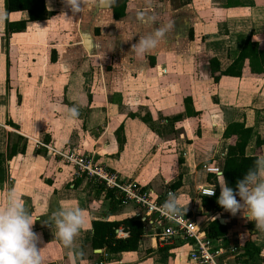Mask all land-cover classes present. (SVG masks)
Listing matches in <instances>:
<instances>
[{
    "label": "crops",
    "instance_id": "crops-1",
    "mask_svg": "<svg viewBox=\"0 0 264 264\" xmlns=\"http://www.w3.org/2000/svg\"><path fill=\"white\" fill-rule=\"evenodd\" d=\"M44 4L47 19L28 23L21 33L4 36V20L1 21L0 43L5 39L14 40L13 44L17 45L13 51L16 52L20 50L21 41L28 44L24 48L33 51H36V40L47 41L46 47L42 45L46 50L45 56L48 50H54L56 60L51 65L43 61L44 69L57 66L61 70L56 78L62 82L60 94L57 93L61 103L59 113L53 114L57 111L55 108L50 111L48 102L44 105L46 98L42 99L45 95L42 92L20 93L21 102L11 103L3 84L14 82L11 68L16 72V65L13 61L8 68V77H0V153L4 150L5 133H8V142L13 139L9 130L17 134L12 142L17 143L20 135L33 139L22 133L25 124L14 116L32 117L35 130L44 114L56 116L61 129L55 138L53 134H43L42 144L47 147H50L49 143L65 144L70 150L91 153L96 161L115 170L121 178L156 193L157 183L163 185V193L179 178L180 186L173 193L180 207L187 208L185 213L196 214L194 217L203 225L222 218L228 227L229 241L237 243L234 237L241 234L244 237L245 234L244 241L251 240L258 248V253L246 258L244 264H264V231L258 230L254 224V234L249 235L247 225L250 221L243 212L234 216L224 209L219 213L203 212L197 195L199 187L209 185L206 178L210 174L200 167L222 168L228 145V139L223 138L227 124L243 123L244 128L251 131L245 155H252L258 138L261 145L257 160L264 158L263 75L250 73L245 61L240 77L220 76L213 83L206 54L216 59L219 71L223 72L237 56L242 40L250 36L264 56V0H127L123 17L118 20L112 18L111 9L115 6L104 8L95 4L88 18L101 32L96 39L105 37L108 40L100 51L112 60V65L110 60L107 63L112 67L108 72L112 81L101 79L98 87L85 92L84 85L89 83V78L78 77L76 68L69 72L70 58L64 56L77 44L72 31L75 24L86 16L84 7L81 13L73 15L63 0H45ZM141 12L155 16V24L141 22L138 19ZM0 13H3L2 0ZM61 13H65L66 18ZM5 18L7 22H18L25 20L27 15L23 11L10 12ZM169 23L172 27L165 40L146 57H137L130 51L131 45L151 32L153 27ZM59 32L64 35L61 39L58 38ZM47 56L49 60L50 55ZM2 62L1 57L0 64ZM18 64L32 69L42 66L35 58L33 62ZM84 64L87 63L79 67L88 66ZM4 67H8L6 63ZM20 78L19 83L33 82L32 77L24 74ZM186 97L191 101L192 113H195L190 117L184 116L183 99ZM72 103L79 110L76 120H70L66 115L67 107ZM175 116H180V119L171 120ZM7 121L14 127L7 125ZM119 125L122 126L120 136L124 140L120 148L115 135ZM173 125L174 137L168 140L165 131L173 129ZM39 137L40 133L34 139ZM21 145L17 144V149ZM28 148L26 144L22 153H17L7 162L8 178L0 184V194L13 189L23 199L35 222L33 230L41 235L39 246L45 257L44 264H72V251L56 237L54 226H45L50 224L52 214L66 203L85 211L84 228L74 242L75 251L81 253L75 264H188L187 246L176 243L160 247L153 239L151 228L143 230L134 252L109 254L103 249H93L90 245L91 221L134 219L143 211L132 204L110 202L104 191L93 182L85 178L74 179L71 167L63 165L57 156L48 154L43 147L36 148L39 151L35 153L32 147ZM217 177L219 175H210L211 179L217 180ZM0 197L2 200V195Z\"/></svg>",
    "mask_w": 264,
    "mask_h": 264
},
{
    "label": "trees",
    "instance_id": "trees-1",
    "mask_svg": "<svg viewBox=\"0 0 264 264\" xmlns=\"http://www.w3.org/2000/svg\"><path fill=\"white\" fill-rule=\"evenodd\" d=\"M45 0H2L3 13L23 11L26 13L27 18L18 22H7L4 19L3 35L8 36L10 34L21 33L25 30L28 23H35L46 20L48 13L45 9ZM125 3L120 2L118 5L111 9L113 20H118L123 17ZM5 16V17H6ZM190 38V35H189ZM207 54V64L213 83H216L220 76L240 77L243 64L246 61L249 72L252 74H262L264 78V56L262 51L258 48V44L251 40L250 36H246L242 40L240 50L231 62V64L223 71H219L218 63L212 55ZM49 61L55 62V52L50 50ZM191 101L188 97L183 99L184 116L190 117L195 115L192 113L190 107ZM180 119V116L171 118L173 121ZM7 125L14 127L9 121ZM122 133V126L119 125L115 130L117 136V143L119 148L122 146L124 140L120 136ZM119 136V138H118ZM251 136V131L244 128L243 123L232 122L226 125L223 131V138L228 139V145L226 147L223 165L221 172L229 187L235 190L236 182L243 177V174L252 167L259 155V146L261 142L258 138L255 140V150L252 155H245V148L247 142ZM4 150L0 153V184L5 182L8 178L7 162L11 160L17 153H22L24 144L17 149V143H8V133H5L4 138ZM214 176L213 174H210ZM210 175H207L206 182L214 187L215 194L211 198L200 197V207L205 213H219L223 209L217 204V199L220 194L218 179H211ZM216 177V176H215ZM104 191L105 197L111 202V192L105 190L102 186L96 185ZM180 186V179L178 178L167 188L171 191L176 190ZM113 203V202H112ZM188 215L187 213H185ZM249 235L254 234V223H248ZM91 247L93 249H103L109 254H116L122 252H134L137 250L138 242L143 234L144 222H141L138 218L134 219H122L120 221H91ZM121 228L126 233V238H115V230ZM205 236L208 238H227L228 228L226 225H220L217 219L207 222L203 229ZM242 250L247 258H251L252 255L258 253L251 240L244 241Z\"/></svg>",
    "mask_w": 264,
    "mask_h": 264
},
{
    "label": "clouds",
    "instance_id": "clouds-1",
    "mask_svg": "<svg viewBox=\"0 0 264 264\" xmlns=\"http://www.w3.org/2000/svg\"><path fill=\"white\" fill-rule=\"evenodd\" d=\"M116 0H96L98 7L114 5ZM65 6L73 15L81 13L86 0H63ZM51 10V8H49ZM66 18L65 13H61ZM6 14L0 13V21ZM138 19L144 23L155 24V16L138 14ZM172 25L153 27V30L141 36L136 43L131 45L130 51L137 57L144 58L155 49L161 41L165 40ZM259 39V38H257ZM70 120L79 117L76 107L67 109ZM220 194L217 204L233 216L238 212L246 214L255 227L264 231V158L256 160L252 167L236 182L235 190L229 187L220 173ZM215 194L214 188L206 196ZM0 200V264H44L42 255L41 235L33 230L34 221L25 207L23 199L15 190L9 189ZM187 208L182 209L174 193L169 192L167 199L160 206V212L169 220L184 216ZM85 225V211L79 206L66 203L52 214L50 224L54 226L55 235L62 245L72 251L71 260L75 264L76 257L81 253L74 249V242Z\"/></svg>",
    "mask_w": 264,
    "mask_h": 264
},
{
    "label": "rangeland",
    "instance_id": "rangeland-1",
    "mask_svg": "<svg viewBox=\"0 0 264 264\" xmlns=\"http://www.w3.org/2000/svg\"><path fill=\"white\" fill-rule=\"evenodd\" d=\"M121 1H124V3H127V0H117V3L115 2V4L113 6L118 5V3H120ZM86 2L87 3H85V5H84V14L86 16L83 18L82 21H80V22L78 21V23L75 24V30L73 28V31H72V33H74L72 35L73 39H74V41H76L77 44L72 46V48H73L72 52H70V53L66 52L64 54L65 58H70V59H68V61H70L69 62L70 66L68 68L69 72H72L76 68L78 71V75H77L78 77H79V75H82L83 78H86V79L89 78V83H87V85H84L83 92H85L86 90H88V91L91 90L90 88L98 87V82H100L101 79L104 80V82H106V80H108L109 83L112 81V77H111L110 73H108L110 70H112V67H110V65L107 66V63L110 59H108V55L106 56L105 54L102 53V51H100V50H102L103 46L106 43H108V40L105 37L102 40L96 39V38H99L98 35L101 32L99 30V27H95L94 24H92V22H90L89 18H88L89 17L88 13H90L91 9H93V7H95L96 0H86ZM59 19H61V18H59ZM72 25H73V22H72ZM1 26H2V24L0 21V33H1ZM72 27H74V25ZM77 33L79 36H77ZM63 37H64L63 33L59 32L58 38L61 39ZM117 39L119 40V38H117ZM122 39H124V38H122ZM1 40H2V37H0V41ZM5 40L6 41L4 43L3 42L0 43V50H1L0 51V58L1 57L3 58V62L0 64V77H3V75H4L7 78L9 75L8 74L9 65L13 64V61L15 62V65H16V72L13 71V69L11 68V73L13 76H15V78L12 80L14 82L7 83V81H6L5 84H3L4 91H5L6 95H8V97L10 98L11 103L16 104V103L21 102L20 93H24V92H26V93H39V92H42V93H45L44 98H42V99L46 98L44 100V105H45V103L48 102L47 108H50V111H52V109L55 108L57 112L53 113V114L57 115L59 113V107L61 104L59 101V98H58L59 96L57 95V93L60 94L62 82L57 81L56 78L58 75L61 74V72H60L61 70L58 69L57 66L56 67L52 66L49 68L47 66L46 70L44 69V66H45L44 62H46L47 65L53 64L48 60L47 55H49V50L47 52V55L45 56L46 50L44 48L47 45V43H45L47 41L43 42L42 40H36V42H35L36 43L35 44L36 51H33L30 48H24L25 45H28V44H25V43H27L25 41H21V44L18 46V47H20V50H17L16 52H14L13 48H15L14 46L17 44H15V45L13 44V43H15L14 40H11V41H9L8 39H5ZM45 40H47V39L45 38ZM42 45H45V47H43ZM83 45H84V48H83ZM10 47H12V51L10 50ZM69 54H70V57H69ZM97 55L99 57H97ZM103 56H105V57H103ZM33 57L35 58V60H38L39 63L42 64V66H39L38 69L37 68L32 69V67H20V66H18L19 65L18 63H21V62H27L28 63L29 60H31V62H33L34 61ZM62 58H64V57H62ZM102 61H104V62H102ZM110 61H111L110 62V64H111L112 60H110ZM4 63L7 64V66H8L7 68L4 67ZM83 63H87V64H84V66L88 65L86 68L83 67L84 69L79 67ZM100 65H101V67H100ZM4 69H5V72H4ZM32 70H33V72H32ZM44 71H45V73H43ZM21 74L27 75L28 78L32 77L33 82L32 83H26V84L19 83L18 80L21 81V78H20ZM85 86H87V88H85ZM0 90H2L1 84H0ZM57 90H58V92H56ZM77 91H79V89ZM54 93L57 96H55ZM29 103L32 104L33 101L31 99H29ZM25 107H27V106L25 105ZM70 107H75V105L72 103L71 106L67 107V109ZM27 108L31 109L30 107H27ZM53 112H55V111H53ZM66 115H67V111H66ZM67 117H68V115H67ZM13 118L19 120V122H23L25 124V125H23L25 130L22 133L24 135L25 134L28 135L30 138H33V139H27V138H24V136L20 135L21 137L18 136L19 138H18L17 144L21 145V144L25 143L24 148H25L26 144L29 145L28 149L30 150V147H32L31 150L33 153H35L36 151H39V150H36V148H38V147L36 146L35 142H39L42 144L43 141L41 142V139H42V137L45 136V135L42 136L43 134H46V135L48 133L50 135L53 134V137L55 138V135H57L59 132V129H61V127L58 126L60 121L58 122L56 116H53V115L44 114V116L41 117V120H40L41 124L39 125L40 131H38L39 128H37L35 130V124L32 123V117H26L24 115L21 117L18 115V116H14ZM14 125H16V124H14ZM162 125H163L162 127L165 126V124H162ZM16 127L18 130L17 125H16ZM174 127H175V125H173V129L170 128L168 131H165V135L169 136V137H167L168 140L171 139L172 137H174V133H175ZM5 131H7V130L5 129ZM8 132L10 133V135H13V139L17 135L12 130H9ZM33 133H34V136L31 135ZM36 133H37V135H38V133H40V137L38 139H34L37 136ZM160 133L163 134L164 131L161 130ZM158 135H159V133H158ZM13 139L10 138L8 143L9 144L15 143V142H12ZM49 144H50V148H53V151L48 152L45 148L44 149L46 150V152L48 154H51L53 156H57L54 151L66 152V150H70L69 148L66 147L65 144H63V145L55 144V143H49ZM169 145H170V143H169ZM39 148H42V147H39ZM73 150L76 153L85 154L83 152H78V150H76V149H73ZM61 160L62 159H60V161ZM62 164L65 165L64 162H62ZM65 166H68V165H65ZM107 168H109V167H107ZM201 168L202 167H200V169ZM111 170H113V169H111ZM113 171H115V170H113ZM220 173H221V170H220ZM116 175L120 179V181H122V182L134 183L133 181H128V179L121 178L119 173H117ZM72 176H73V172H72ZM136 185H139V184H136ZM161 185L162 184H159V183H157L155 185V188L157 189L158 194H162L161 187L163 190V185L162 186ZM142 187L146 188L145 186H142ZM159 187H160V189H159ZM0 200H1V197H0ZM112 201H113V199H112ZM114 203H118V202L114 201ZM126 204H132V203L128 202ZM126 204H124V205H126ZM132 205H134V204H132ZM135 207L138 208L137 206H135ZM144 226H145V224H144ZM145 228L147 229V225L145 226ZM126 236L123 238H126ZM123 238H118V239H123ZM234 238H235V242H237L235 244H238L239 247L242 249V245H243L244 240H245V234H244V237H243V234H241V235H237ZM227 239H228V237H227Z\"/></svg>",
    "mask_w": 264,
    "mask_h": 264
},
{
    "label": "built area",
    "instance_id": "built-area-1",
    "mask_svg": "<svg viewBox=\"0 0 264 264\" xmlns=\"http://www.w3.org/2000/svg\"><path fill=\"white\" fill-rule=\"evenodd\" d=\"M37 147H43L48 152L53 148L35 142ZM62 159L65 165L71 167L74 179H87L96 185L102 186L111 192L113 201L120 205L128 202L134 204L142 210V214H137V218L144 222L147 228L153 230V239L160 247L172 246L176 243L188 247L186 260L188 264H244L246 256L238 244L225 238H208L203 231L204 225L193 215L178 217L169 220L160 212V206L167 199L168 188L162 193L157 194L154 190L143 188L136 183H125L117 177V172L107 168L102 163L95 160L93 154H79L73 149L54 151ZM205 173L220 175V170L214 167L202 166ZM213 186H204L197 189L199 197L211 198L206 196ZM144 226V230H145ZM126 233L118 228L115 230V238H123Z\"/></svg>",
    "mask_w": 264,
    "mask_h": 264
},
{
    "label": "water",
    "instance_id": "water-1",
    "mask_svg": "<svg viewBox=\"0 0 264 264\" xmlns=\"http://www.w3.org/2000/svg\"><path fill=\"white\" fill-rule=\"evenodd\" d=\"M217 221H218V223H219L220 225H222V226L224 225V222H223V219H222V218H218Z\"/></svg>",
    "mask_w": 264,
    "mask_h": 264
}]
</instances>
